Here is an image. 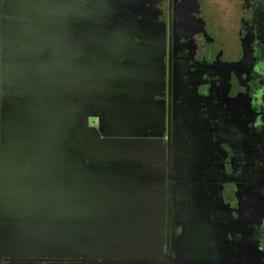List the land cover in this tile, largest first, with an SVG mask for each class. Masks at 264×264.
<instances>
[{
  "label": "flooded vegetation",
  "instance_id": "flooded-vegetation-1",
  "mask_svg": "<svg viewBox=\"0 0 264 264\" xmlns=\"http://www.w3.org/2000/svg\"><path fill=\"white\" fill-rule=\"evenodd\" d=\"M215 1L2 0L3 105L82 188L0 264H264V0Z\"/></svg>",
  "mask_w": 264,
  "mask_h": 264
},
{
  "label": "water",
  "instance_id": "water-1",
  "mask_svg": "<svg viewBox=\"0 0 264 264\" xmlns=\"http://www.w3.org/2000/svg\"><path fill=\"white\" fill-rule=\"evenodd\" d=\"M46 2L48 3L49 0H42L43 4ZM1 7L2 0H0V9ZM2 71L3 67L0 63V249L31 243L38 246L46 241L45 233L48 229L44 227L49 226L47 223L66 209H62L60 213L56 211L63 205L59 200L66 198L64 196L66 188L70 191L81 189V180L75 183V187L71 186L70 181L58 182L57 178L52 179L48 176L53 173L45 175L44 172L39 171L43 163H50V159L46 157L55 151L53 147L58 153L64 146L36 143L27 139V136L26 139L19 136V131L25 132L30 129V126L21 122L34 121L37 116L32 102L23 106L14 103L9 109L4 107ZM126 148L128 145L91 144L88 152L93 156H97L100 152L122 154L123 149ZM30 162L38 163L39 172L35 175L31 173ZM65 162L69 166L67 169H70L73 175L78 174V170L71 167L72 160Z\"/></svg>",
  "mask_w": 264,
  "mask_h": 264
},
{
  "label": "rangeland",
  "instance_id": "rangeland-1",
  "mask_svg": "<svg viewBox=\"0 0 264 264\" xmlns=\"http://www.w3.org/2000/svg\"><path fill=\"white\" fill-rule=\"evenodd\" d=\"M209 5L211 7H213V10H216L215 13L217 14V16L222 13L220 10L225 8L224 5H227V1L225 0H217L213 3H209ZM234 9H240L241 10V0H236L233 2V5L231 6Z\"/></svg>",
  "mask_w": 264,
  "mask_h": 264
}]
</instances>
